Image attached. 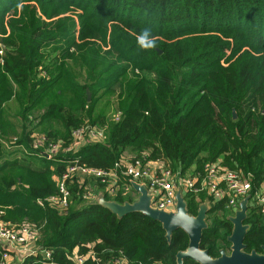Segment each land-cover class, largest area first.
I'll list each match as a JSON object with an SVG mask.
<instances>
[{"label": "trees", "instance_id": "trees-1", "mask_svg": "<svg viewBox=\"0 0 264 264\" xmlns=\"http://www.w3.org/2000/svg\"><path fill=\"white\" fill-rule=\"evenodd\" d=\"M145 29L152 48L138 43ZM59 78L77 107L35 109ZM87 88L115 93L119 116L105 140L47 157L50 141L67 145L73 127L93 117ZM9 98L20 135L0 134L3 219L43 222L39 243L56 264H76L74 252L85 255L83 264H111L121 254L131 264H178L188 245L182 228L167 239L159 220L140 211L118 216L85 186L93 180V193L120 203L136 198L134 188L113 194L98 179L73 175L67 207L36 198L57 193L74 158L104 169L120 159L160 160L201 178L206 163L219 162L250 178L251 196L264 191V0H0V113ZM182 195L192 215L207 202L200 247L212 256L229 251L234 209L202 191ZM243 222L244 249L261 251L264 212L248 203ZM181 264L201 263L184 257Z\"/></svg>", "mask_w": 264, "mask_h": 264}, {"label": "built area", "instance_id": "built-area-1", "mask_svg": "<svg viewBox=\"0 0 264 264\" xmlns=\"http://www.w3.org/2000/svg\"><path fill=\"white\" fill-rule=\"evenodd\" d=\"M115 114L114 117H118ZM106 123H87L73 127L71 130V142L63 146L60 140L50 141L44 148V155L47 157L58 155L60 152H74L77 145L86 140H103L106 137ZM43 139V136L41 137ZM39 138V141H41ZM155 164H159L158 167ZM73 175H80L79 182L84 183L82 176L98 179L104 189L110 193H117L119 189L124 191L133 188L135 181L144 184L150 194V205L153 208L174 211L176 207V193L180 191L205 192L214 198H224L229 207L234 212L239 208V202L242 198L249 195L253 202L264 212V191L263 186L250 193L252 184L249 177H243L238 171L226 168L219 162H208L205 164L202 178L199 173H188L181 175L178 169L164 164L160 160H148L140 162L129 159L116 160L109 169L96 166H89L80 163L77 158L71 159L65 172L57 178V193L44 197H37L36 202L43 206L45 203L67 207L71 195L68 186V178L72 180ZM200 177V180L199 178ZM123 178L127 179L122 182ZM89 191L87 196L94 198L97 193L89 185L85 186ZM205 190V191H203ZM137 192V196H138ZM136 196V198H137ZM44 223H35L31 221L18 222L13 224L0 216V264H9V254L16 250L23 258V264H44L46 261H52V249L39 243L41 237V228ZM88 253L87 255H93ZM39 255L40 257H36ZM86 255V256H87ZM85 255L73 253V259L76 264H83ZM131 261L123 254L115 257L111 264H131ZM137 264H143L138 262Z\"/></svg>", "mask_w": 264, "mask_h": 264}, {"label": "water", "instance_id": "water-1", "mask_svg": "<svg viewBox=\"0 0 264 264\" xmlns=\"http://www.w3.org/2000/svg\"><path fill=\"white\" fill-rule=\"evenodd\" d=\"M159 50V49H158ZM160 51V50H159ZM87 100L90 99V91L86 89ZM235 117V112L233 113ZM133 188L139 193L137 198L132 201L120 203L115 200H106L100 193L96 200L108 206L111 211L118 216H122L130 211H140L149 215L162 223L165 229L167 239L170 238L171 232L180 227L188 235V245L185 249L179 250L176 254L177 263L181 264L184 257H190L201 264H264V244L261 251L252 249L246 251L243 241L248 224L243 220L246 217L249 195L242 198L239 202V208L228 218L232 222V231L227 239L231 242L230 250L220 249L218 256L209 254L206 248L200 247L202 229L207 226L206 211L207 202L199 205L197 214L192 215L186 209V202L180 191L176 193V207L174 211H165L153 208L150 205V194L144 184L137 182L132 183Z\"/></svg>", "mask_w": 264, "mask_h": 264}, {"label": "crops", "instance_id": "crops-1", "mask_svg": "<svg viewBox=\"0 0 264 264\" xmlns=\"http://www.w3.org/2000/svg\"><path fill=\"white\" fill-rule=\"evenodd\" d=\"M66 90L67 86L65 84L64 78H59L53 88L38 102L35 109H38L40 107H47L50 103L53 102H58L62 106L63 112L65 113L70 111L72 108H76L78 105L77 99L72 93ZM113 96L114 99H117V97H115V94H113ZM101 114L103 120L108 125L110 118H107V115L105 117L103 111L101 112ZM19 126L20 118L18 115V105L16 103V100H14L13 98H9L2 103V112L0 113V134L6 139H16L20 135ZM155 166L158 167L159 164H155ZM23 261L24 260L22 256L16 250H12L11 254H9V264H23ZM44 264H56V262L46 261L44 262Z\"/></svg>", "mask_w": 264, "mask_h": 264}, {"label": "rangeland", "instance_id": "rangeland-1", "mask_svg": "<svg viewBox=\"0 0 264 264\" xmlns=\"http://www.w3.org/2000/svg\"><path fill=\"white\" fill-rule=\"evenodd\" d=\"M115 94V93H113ZM87 95V94H86ZM90 99L88 101H90L89 107L91 109H93L92 111V118H87L85 120H83L79 125L82 124H87V123H96L94 121H100V123H106L103 120V117L101 116V112H104V115L107 118H110L109 121H112L115 117V108H117V99H114V96L110 93H104V92H100V90L96 93V94H91L90 92ZM116 95V94H115ZM95 108V110H94ZM98 117V118H97ZM108 120V119H107ZM99 123V122H98ZM82 145V144H80ZM80 145H77V149L80 147ZM76 149V150H77ZM172 167V166H171ZM92 180V179H90ZM87 185H90L92 187H94V181H90L87 183ZM98 195H96L95 198H93V200H95L97 198ZM253 202V198H250L249 203ZM230 212V211H229ZM13 224H18V221H12ZM22 222V221H21Z\"/></svg>", "mask_w": 264, "mask_h": 264}, {"label": "clouds", "instance_id": "clouds-1", "mask_svg": "<svg viewBox=\"0 0 264 264\" xmlns=\"http://www.w3.org/2000/svg\"><path fill=\"white\" fill-rule=\"evenodd\" d=\"M138 43L143 48H152L155 46V41L150 38V29H145L138 37Z\"/></svg>", "mask_w": 264, "mask_h": 264}]
</instances>
